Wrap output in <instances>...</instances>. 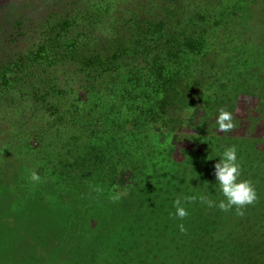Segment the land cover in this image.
<instances>
[{"label":"rangeland","instance_id":"obj_1","mask_svg":"<svg viewBox=\"0 0 264 264\" xmlns=\"http://www.w3.org/2000/svg\"><path fill=\"white\" fill-rule=\"evenodd\" d=\"M80 1L0 0V66L30 44L33 27L46 16ZM97 1L121 11L154 2ZM180 1L181 5L178 0L172 8L177 16L164 23L161 34L179 41L183 32L191 31L186 23L190 12L208 8L213 19L207 29L212 37H205L212 52L207 64L217 67L220 80L226 83V95L215 104L210 100L201 104L206 111L192 107L177 111L169 121L164 120L163 128L159 124H145L140 131H128L121 142L126 150L120 151L108 184L88 181L91 184L83 197L66 191L67 197L61 202L55 192L48 190V180L56 179L61 158L68 155L61 148L62 142L50 139L48 134L41 139L37 135L49 110L34 102L28 85L21 89L13 86V91L0 90V248L5 252L25 254L26 264H47L38 260V255L48 257V247L35 252L37 240L34 248L29 243L47 234L45 238H50V242L52 237L60 241L52 247H62L51 249L50 254H65L64 238L51 233V220H57L55 210L62 203L57 216L82 217L86 223L74 235L83 236L86 241L96 236V229H108V225L97 227L96 220L107 219L116 224L124 221L121 215L128 217L130 211L143 216L141 227L146 221L148 227L157 225V230L153 227L147 231L146 247L132 254L145 257L155 253L157 257L150 264H264V0ZM205 4L208 6L204 7ZM242 15L244 18L237 21ZM19 22L23 24L21 31L16 29ZM69 87L76 97H84L76 77L70 78ZM221 108L234 114L236 127L228 133L219 131L215 123ZM230 145L237 148L240 178L249 180L257 195L255 202L243 209V215H237L234 208L224 212L215 206L223 197L213 166ZM33 172L40 177L39 181L30 179ZM38 195L44 199L35 202ZM114 196L119 199L114 200ZM201 196L213 201V206L202 203ZM185 197L193 199L188 201ZM177 198L188 212L183 219L175 216ZM86 202H96L102 210L85 212L81 206ZM112 209L120 211V215L108 213ZM95 257L99 255L95 253ZM52 258L53 261L56 256ZM115 262L116 259L111 264ZM15 264H19L16 258Z\"/></svg>","mask_w":264,"mask_h":264},{"label":"trees","instance_id":"obj_2","mask_svg":"<svg viewBox=\"0 0 264 264\" xmlns=\"http://www.w3.org/2000/svg\"><path fill=\"white\" fill-rule=\"evenodd\" d=\"M89 1L93 0L71 3L66 10L46 16L33 27L30 44L0 66V90L13 91V86L21 89L28 85L34 102L49 110L37 130L39 139L48 134L67 150L56 179L47 182L48 190L55 192L61 202L67 197L66 191L83 197L91 184L88 181L108 184L120 151L126 150L121 144L126 133L140 131L145 124H159L163 128L164 120L169 121L177 111L187 107L206 111L201 104L208 100L215 104L226 95V83L220 80L217 67L207 64L212 52L205 37H212L207 29L213 19L208 8L190 12L186 23L191 31L186 35L183 32L176 41L161 31L166 21L177 16L172 8L178 0H154L128 11L107 7L104 1L94 0L92 5ZM243 18L244 15L237 21ZM22 28L19 22L16 29ZM72 77L81 82L83 98L76 97L70 89ZM42 199L44 196L38 195L35 202ZM62 205L55 210L57 220H51V233L64 238L62 250L66 253L50 254L62 248L51 246L60 241L52 237L50 242L43 234L29 242L32 247L37 240L38 248L32 247L35 252L45 246L50 250L48 257L38 253L42 256L38 255V260L47 264H111L116 259L114 264H150L156 259L151 252L145 257H132L148 244L147 231L158 228L148 227L147 221L141 227L143 216L136 211H130L128 217L121 215L125 220L116 224L95 219L97 227L108 225V229H96V236L86 241L83 236H75L85 220L78 215L71 219L57 216ZM81 208L88 213L102 210L96 202H86ZM108 213L120 215V211L113 209ZM45 242L48 243L43 245ZM69 250L72 253H67ZM0 254L3 264H15V258L19 264H26L25 254H10L2 247ZM52 255L56 256L53 261ZM49 258L52 262H48Z\"/></svg>","mask_w":264,"mask_h":264},{"label":"clouds","instance_id":"obj_3","mask_svg":"<svg viewBox=\"0 0 264 264\" xmlns=\"http://www.w3.org/2000/svg\"><path fill=\"white\" fill-rule=\"evenodd\" d=\"M219 131L228 133L236 127L234 114L224 108L219 109L215 120ZM213 175L220 194L223 199L216 203L221 211L227 212L233 208L237 215H243V209L251 205L257 199L255 188L249 180L241 179V167L237 159V148L230 145L220 154L219 160L213 166ZM32 181H39L40 177L33 172L30 176ZM118 200V196L113 197ZM185 200L191 201L192 197H185ZM202 203L209 207L213 206V201L205 196L200 197ZM176 208L175 216L183 219L188 215L187 210L181 205V199L174 201ZM181 231H184L183 225H180Z\"/></svg>","mask_w":264,"mask_h":264}]
</instances>
